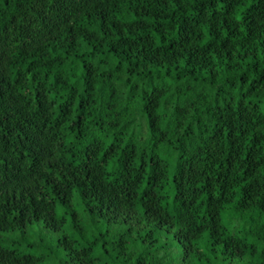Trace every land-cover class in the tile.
<instances>
[{"label":"trees","instance_id":"16d2710c","mask_svg":"<svg viewBox=\"0 0 264 264\" xmlns=\"http://www.w3.org/2000/svg\"><path fill=\"white\" fill-rule=\"evenodd\" d=\"M0 264H264V0H0Z\"/></svg>","mask_w":264,"mask_h":264}]
</instances>
